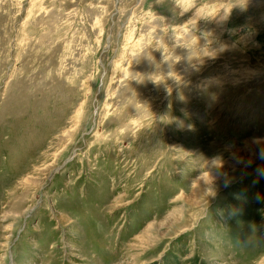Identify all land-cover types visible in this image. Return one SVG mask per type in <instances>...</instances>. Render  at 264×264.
<instances>
[{"label":"rangeland","instance_id":"rangeland-1","mask_svg":"<svg viewBox=\"0 0 264 264\" xmlns=\"http://www.w3.org/2000/svg\"><path fill=\"white\" fill-rule=\"evenodd\" d=\"M264 0H0V264H264Z\"/></svg>","mask_w":264,"mask_h":264},{"label":"clouds","instance_id":"clouds-1","mask_svg":"<svg viewBox=\"0 0 264 264\" xmlns=\"http://www.w3.org/2000/svg\"><path fill=\"white\" fill-rule=\"evenodd\" d=\"M260 159H264V150H262L260 153Z\"/></svg>","mask_w":264,"mask_h":264}]
</instances>
